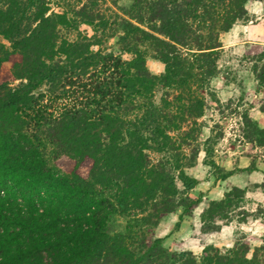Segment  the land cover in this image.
<instances>
[{"label": "trees", "instance_id": "16d2710c", "mask_svg": "<svg viewBox=\"0 0 264 264\" xmlns=\"http://www.w3.org/2000/svg\"><path fill=\"white\" fill-rule=\"evenodd\" d=\"M249 1L134 0L129 18H114L94 1L45 17V0H0V36L11 43L0 41V69L22 58L13 67L21 83L0 82V264H264V246L252 257L243 245L197 255L150 239L163 216L181 210L182 220L200 203L186 169L201 151L221 37L248 20ZM118 34L121 54L106 46ZM149 50L165 65L160 75ZM63 156L77 168L92 159L90 176L51 164ZM238 192L207 207L203 224L226 217ZM112 215L128 219L114 234Z\"/></svg>", "mask_w": 264, "mask_h": 264}, {"label": "rangeland", "instance_id": "374dc122", "mask_svg": "<svg viewBox=\"0 0 264 264\" xmlns=\"http://www.w3.org/2000/svg\"><path fill=\"white\" fill-rule=\"evenodd\" d=\"M45 1L48 6L45 17L65 12L70 7L75 9L84 5L92 7L93 1L106 15L114 16L113 13L116 12L128 17L126 11L131 10L134 4V0ZM258 1L263 2L250 0L247 6L252 8ZM255 19L249 12L248 20L239 22L246 24L249 20ZM40 21L41 19L31 22L32 26L35 27ZM79 28L83 34L88 33L89 36L95 34L94 28L90 25L82 24ZM74 35L76 36L77 32H74ZM119 37L120 34L109 39L106 46L110 51L121 54ZM0 41L10 48L11 43L4 37L0 36ZM152 54V50H149L147 65L153 74L160 75L165 70L158 69L156 65H161V61L154 59ZM123 55L125 58L130 57L127 53ZM21 59L19 54H13L2 64L0 82L8 83L11 87L21 83V80L13 75V67ZM263 70L264 48L242 45L221 50L218 74L211 80L209 91H206L207 108L201 119L203 122L200 134L201 151L197 164L186 169L187 174L196 181L195 187L189 190L188 194L200 203L192 213L193 219L189 218L192 215L185 216L187 222L182 224L181 217L175 222L166 218L161 235L158 236L156 228L152 229L151 240L163 236L162 240L167 241L164 246L170 251L191 250L197 255H202L208 245L219 247L223 251L243 245L245 249H250L248 255L252 257L256 248L264 246V135L257 134L247 120L251 118L264 128L257 120L258 117L264 118V81L259 79ZM161 92H158L157 98L161 97ZM261 139L263 143L260 142ZM51 164L66 173H71L77 168L76 162L66 156L58 158ZM92 166L93 160L88 158L78 166V173L83 178H88ZM228 172L232 174L225 179L224 175ZM177 185L180 190H184L181 180L178 179ZM234 187H238L240 192L227 201L231 205L229 209L223 207L228 218L220 215L209 216L205 218L204 225L201 219L204 210L226 199V194ZM201 208H203L201 215L194 220V213L199 212ZM127 223L126 217L112 215L109 229L114 234L123 230Z\"/></svg>", "mask_w": 264, "mask_h": 264}, {"label": "crops", "instance_id": "0c3cea01", "mask_svg": "<svg viewBox=\"0 0 264 264\" xmlns=\"http://www.w3.org/2000/svg\"><path fill=\"white\" fill-rule=\"evenodd\" d=\"M249 4V3H248ZM247 4V5H248ZM248 12L251 13L253 18H256L255 20H249L248 23L246 24H241L240 22H237L234 24L232 29L228 32H225L221 39H222V49L228 50L229 48L232 47H237V46H246L248 45L249 47L257 46L264 48V3L261 1H258L257 5H252V8L248 7ZM162 65L164 67H162ZM158 69L164 68L165 70V65L161 62V65H156ZM258 122L261 126L264 125V118L263 117H258ZM200 208V207H199ZM203 210V208L200 209L199 212L194 213V220L199 218L200 212ZM182 212L177 211V212H172L168 213L163 218L160 220L158 226L156 227V230L158 231V236L161 235V230L162 227L166 223V218L172 221H176L180 219ZM196 214V216H195ZM193 219L192 217H189ZM187 222L186 217L184 216L182 219V224ZM163 237V236H162ZM161 237V239H162ZM159 238V237H158ZM163 244L167 242L166 240H162Z\"/></svg>", "mask_w": 264, "mask_h": 264}]
</instances>
